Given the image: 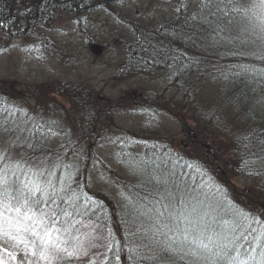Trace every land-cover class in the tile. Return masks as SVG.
Instances as JSON below:
<instances>
[{
  "label": "trees",
  "instance_id": "obj_1",
  "mask_svg": "<svg viewBox=\"0 0 264 264\" xmlns=\"http://www.w3.org/2000/svg\"><path fill=\"white\" fill-rule=\"evenodd\" d=\"M102 1L35 0L27 10L22 0H0V30L13 32L22 27L30 32L42 23H51L58 13L76 15ZM199 9L198 15L170 18L168 28L134 26L133 40L122 45L123 65L118 73L164 72L186 98L196 97L191 109L195 123L221 140L226 135L225 144L219 149L208 147L213 155L219 152L217 160H208L205 150L207 156L199 150L193 153L189 147L152 142L139 159L133 160L132 166L142 176L124 182L130 204L117 212L121 232L127 236L123 238L126 249L113 245L104 264H119L123 253L138 264H264V0H201ZM259 11L262 20L256 16ZM241 20L249 26L248 35ZM255 30L261 31V38ZM80 93L82 98L74 100L81 111L76 126L65 129V122L72 116L63 120L57 110L46 115L48 105L29 93L34 100L30 106H42L39 123L30 122L29 112L19 116L6 113L19 106L14 104V95L0 86V116L6 117H0V146L5 143L10 147L3 155L4 165L9 157L15 163H10L6 177L0 167V197H31L38 189L35 179L42 167L50 177L46 186H55L69 196L73 181L76 192H82L74 205H83L91 218L107 215L106 207L80 187L87 160L93 157V146L98 143L95 118L109 116L110 112H106L95 90ZM223 108L228 110L224 123L221 116L207 120L199 115L210 109L219 113ZM233 117L234 121L228 122ZM40 125L48 130H40ZM59 128L63 132L61 142L54 134ZM16 136L26 139L20 141ZM77 142L86 151L77 149ZM72 155L83 156L74 160L77 156ZM219 162L227 172L252 180L253 189L243 201L216 171ZM103 166L105 172L112 171L105 163ZM64 202L65 198L61 199L60 203ZM94 208L97 213H92ZM189 244L205 252L193 254Z\"/></svg>",
  "mask_w": 264,
  "mask_h": 264
},
{
  "label": "rangeland",
  "instance_id": "obj_2",
  "mask_svg": "<svg viewBox=\"0 0 264 264\" xmlns=\"http://www.w3.org/2000/svg\"><path fill=\"white\" fill-rule=\"evenodd\" d=\"M22 1L25 3L23 9L27 10L35 3V0ZM200 5L201 0H105L76 15L58 13L51 23H42L30 32L22 27L13 32L0 30V86L14 95L12 98L17 99L14 104L19 106L11 112L9 104L10 110L6 113L19 116L29 112L30 122L39 123L42 106L40 109L31 107L34 100L29 93L52 109L47 107L46 115L59 109L63 120V115L72 116L64 125L74 123L72 125L76 126L81 111L74 100L82 90L87 93L95 90L96 97L107 108L106 112H110L109 116L95 118L98 133L94 136L100 144L92 150L97 154L95 152L87 160L86 178L80 187L84 194L91 193V197L104 201L108 212L106 221L72 213L70 206L74 204L73 199H78L74 186L71 188V204L59 212L57 197L51 193L55 190L46 186L50 177H46L45 169L40 167L35 180L41 192L35 190L27 198L30 203L24 199L0 197V264H102L113 245L118 244L119 250H125L127 243L123 238L127 236L121 232L117 212L129 203L124 182L142 176L132 162L140 158L150 142L189 147L193 153L199 150L206 156L208 154V160L218 159L219 152L213 155L208 147H223L226 135L221 140L215 134L204 132L203 127L195 123L191 109H194L196 97L186 98L180 87L171 84L161 71L137 76L122 71L118 73L123 65L122 45L133 40L134 26L151 29L164 25L168 28L167 21L175 14L180 13L181 17L198 15ZM256 16L263 19L260 11ZM244 19H247L246 15ZM241 21L245 35H248L249 26ZM256 25L257 22L253 24ZM255 32L261 38V31ZM19 99L21 102L26 100L21 103ZM227 112L226 108L219 113L210 109L207 114L199 112V115L207 120L221 116L224 123ZM39 127L48 130L46 126ZM56 135H59L58 131ZM15 139L23 141L26 138L16 136ZM78 145L79 142L75 143L77 149L86 151L81 143ZM0 148V167L6 177L11 169L10 163H15L9 157V163L4 165L6 157L3 155L10 147L4 143ZM14 155L13 151L12 158ZM75 156L77 158L73 159L79 160L83 155ZM100 161H106L113 169L111 178L102 171ZM226 170L219 162L216 171H220L230 189H235L233 192L243 201L249 189H253L252 180ZM22 192L21 188L20 194ZM78 192L81 191L78 189ZM119 260V264H138L128 260L124 253Z\"/></svg>",
  "mask_w": 264,
  "mask_h": 264
},
{
  "label": "bare ground",
  "instance_id": "obj_3",
  "mask_svg": "<svg viewBox=\"0 0 264 264\" xmlns=\"http://www.w3.org/2000/svg\"><path fill=\"white\" fill-rule=\"evenodd\" d=\"M46 27H48V26H46ZM200 88L203 89V90H205V89H206V86L203 85V84H201V85H200ZM152 109H154V108H152ZM26 118H28V116H26Z\"/></svg>",
  "mask_w": 264,
  "mask_h": 264
}]
</instances>
